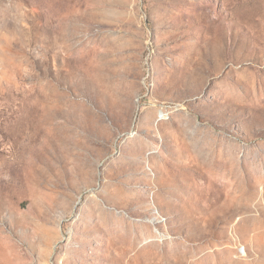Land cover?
<instances>
[{
    "label": "rangeland",
    "instance_id": "rangeland-1",
    "mask_svg": "<svg viewBox=\"0 0 264 264\" xmlns=\"http://www.w3.org/2000/svg\"><path fill=\"white\" fill-rule=\"evenodd\" d=\"M0 264H264V0H0Z\"/></svg>",
    "mask_w": 264,
    "mask_h": 264
}]
</instances>
